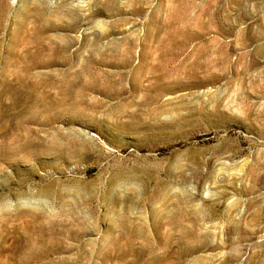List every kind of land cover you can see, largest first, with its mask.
Masks as SVG:
<instances>
[{"label":"rangeland","instance_id":"rangeland-1","mask_svg":"<svg viewBox=\"0 0 264 264\" xmlns=\"http://www.w3.org/2000/svg\"><path fill=\"white\" fill-rule=\"evenodd\" d=\"M1 1L0 264L42 239L30 264H264V0ZM145 52L181 80L154 129L127 92L87 91L94 106L56 123L16 89L50 97L91 72L120 85ZM41 213L52 228L35 230Z\"/></svg>","mask_w":264,"mask_h":264},{"label":"bare ground","instance_id":"bare-ground-1","mask_svg":"<svg viewBox=\"0 0 264 264\" xmlns=\"http://www.w3.org/2000/svg\"><path fill=\"white\" fill-rule=\"evenodd\" d=\"M2 1L0 0V3ZM43 5V4H42ZM43 10V9H41ZM1 12V11H0ZM5 12V11H4ZM41 12V11H40ZM44 16V11L41 12ZM3 14V13H2ZM2 14L0 13V24L2 22ZM39 15V14H38ZM47 16V15H46ZM4 17V16H3ZM7 17V16H6ZM5 17V18H6ZM45 17V16H44ZM39 17L38 19H40ZM46 18V17H45ZM49 18V17H48ZM46 19L49 22V19ZM42 20V18H41ZM44 20V19H43ZM44 20V21H46ZM5 21V20H4ZM27 21V20H26ZM24 21V22H26ZM43 22V21H42ZM22 24V23H21ZM45 24V23H44ZM24 26V24L22 25ZM42 26V25H41ZM24 28V27H23ZM43 28V27H42ZM48 28V27H47ZM46 28V29H47ZM2 29V28H1ZM19 29V28H18ZM22 29V28H21ZM21 32L22 30L19 29ZM50 31V30H49ZM17 32V31H16ZM20 33H18L19 35ZM46 34V33H44ZM17 35V37H18ZM20 36V35H19ZM1 37V36H0ZM40 38V37H39ZM49 38V37H48ZM51 38V37H50ZM2 39V38H1ZM0 39V40H1ZM17 39V38H16ZM18 40V39H17ZM38 40V39H37ZM15 41V40H14ZM20 42V41H19ZM2 43V42H1ZM17 43V42H15ZM50 44V43H49ZM41 45V44H40ZM2 46V45H1ZM33 47V46H32ZM54 47V46H53ZM23 48V47H22ZM51 48V47H50ZM37 49V48H36ZM53 50V49H52ZM57 50V49H56ZM55 50V51H56ZM59 50V49H58ZM57 50V51H58ZM24 51V50H23ZM28 51V50H27ZM150 51V50H149ZM55 53V52H54ZM34 54V53H33ZM2 56V55H1ZM0 56V58H1ZM26 56V55H25ZM29 56V55H28ZM32 57V56H31ZM135 61L138 62V65L135 66L133 74L131 77H128L126 74H121L119 76L120 82L118 84L114 83L112 80V76L110 74H101L100 72H91L90 75L85 77H78L77 81H74L70 78H67L65 80H61V83H59L58 91H56L55 94L49 95L50 97H47L42 94H36L34 97L30 94V92L27 90L30 85L29 83H26L24 81H19L18 87L16 88L18 93H24V99L21 103L23 104H29L27 106L29 115L30 116H37L39 113H48L50 114V120H61L66 114L72 115L74 119H78V116L82 110H85L86 107L89 105L90 107H93L94 104H90L86 102V92H99L103 93L106 98L109 99V101L117 100L119 101L120 98H123V94L125 92L129 93L130 96H135L137 99V103L145 106V108L149 111L150 114L153 115V117L156 118V124L151 125L150 128H157L158 127V97L162 96L165 92H167V89L170 87V85L173 88L175 87L176 82L181 81L177 74L175 73L174 68L168 67L171 65L174 61L168 56H166L165 60H162L161 57H158V54H150L149 52H145L141 54L140 56L136 57ZM30 59V58H29ZM132 56L125 57V61H131ZM24 60V59H23ZM50 61V60H49ZM105 62V63H111L112 61H109L108 59H102L97 60L93 59L92 62ZM123 61V60H122ZM74 62V61H73ZM32 63V62H31ZM37 64V63H34ZM52 64V63H51ZM128 65V64H127ZM33 66V65H32ZM78 66V65H77ZM1 67V66H0ZM23 67V66H22ZM36 67V66H35ZM48 67V66H47ZM32 68V67H31ZM108 68V67H107ZM133 68V67H132ZM162 69V72L159 73L158 69ZM70 69V68H69ZM123 69V68H122ZM77 70V68H76ZM80 70V69H79ZM28 71V70H27ZM32 71V70H30ZM123 71V70H122ZM130 72V70H129ZM16 73V72H14ZM72 73V72H71ZM132 73V72H131ZM27 74V73H26ZM59 74V73H58ZM130 74V73H129ZM30 76V75H29ZM28 76V77H29ZM87 76V75H86ZM23 77V76H22ZM214 79H216L215 76H212ZM13 78V77H12ZM58 79V78H57ZM159 79V81H158ZM16 80V79H15ZM56 80V79H55ZM117 80V79H116ZM129 81L128 84L130 87L129 89L125 90V88L122 85L123 81ZM2 81V80H0ZM10 81V80H9ZM8 81V83H9ZM31 82V81H30ZM43 81L36 80L34 82V85L42 84ZM14 84V83H13ZM15 85V84H14ZM33 86V85H32ZM12 89V88H11ZM55 91V90H54ZM17 93V94H18ZM89 93V92H88ZM2 94V93H1ZM0 94V95H1ZM100 94V95H101ZM15 93L13 94V96ZM15 97V96H14ZM19 97V96H18ZM21 97V95H20ZM23 97V96H22ZM126 98V97H125ZM130 98V97H129ZM22 99V98H21ZM99 99V98H98ZM127 99V98H126ZM133 100V99H132ZM104 101V100H103ZM102 101V103H104ZM132 102V101H131ZM134 102V101H133ZM94 103H96V100H94ZM100 103V102H99ZM101 103V104H102ZM109 103V102H108ZM136 103V104H137ZM114 104V103H113ZM131 104V103H130ZM111 105V104H110ZM116 105V104H115ZM125 105V104H124ZM106 106V105H105ZM131 106V105H130ZM136 106V105H135ZM110 107V106H109ZM117 108V107H116ZM95 109V108H94ZM119 109V108H118ZM133 109V108H132ZM87 110V109H86ZM93 110V109H92ZM110 110V109H109ZM127 110V109H126ZM139 110V109H138ZM146 110V111H147ZM132 113V112H131ZM86 114V113H84ZM83 114V115H84ZM44 116V114H42ZM90 115V114H89ZM147 115V114H146ZM88 116V115H87ZM86 116V118H87ZM45 117V116H44ZM82 117V116H81ZM43 119V117H42ZM48 119V118H47ZM59 120V121H60ZM79 120V119H78ZM89 120V119H88ZM154 120V119H153ZM58 121V122H59ZM70 120H68L69 122ZM90 121V120H89ZM42 122V120H41ZM39 122V123H41ZM56 122V121H55ZM52 123V122H51ZM57 123V122H56ZM41 125V124H40ZM53 128V127H52ZM56 130V129H55ZM61 131V130H60ZM82 131V130H81ZM58 132V131H56ZM63 133V132H61ZM58 134V133H56ZM57 136V135H56ZM59 137V136H58ZM89 138V137H88ZM24 140V139H23ZM28 140V139H27ZM55 140V139H54ZM61 140V139H60ZM26 141V140H25ZM24 141V142H25ZM52 141V140H51ZM70 141V140H69ZM74 141V144H76V139H72V142ZM20 143V146L18 148L20 149H28V147L31 146V142H25ZM78 142V141H77ZM88 142V141H87ZM86 142V144H87ZM1 143V142H0ZM46 143V142H45ZM48 143V142H47ZM46 143V144H47ZM53 143V142H52ZM51 143V144H52ZM63 143V142H62ZM70 143V142H69ZM2 144V143H1ZM54 144V143H53ZM38 145V144H37ZM48 146V144L46 145ZM50 146V145H49ZM71 146V145H70ZM39 147V145H38ZM58 147V146H57ZM66 147V146H65ZM3 148V147H2ZM6 148V147H5ZM9 148V147H7ZM31 148V147H30ZM43 148V147H42ZM54 148V146H53ZM63 148V147H62ZM37 149V148H36ZM59 149V148H58ZM66 149V148H65ZM69 149V148H67ZM66 149V150H67ZM74 149V148H73ZM75 150V149H74ZM79 150V149H78ZM12 151V150H11ZM10 151V152H11ZM18 151V150H17ZM22 151V150H21ZM25 151V150H24ZM23 151V152H24ZM32 150L29 152L31 153ZM55 151V150H54ZM70 151V150H68ZM13 152V151H12ZM37 152V151H35ZM40 152L44 153L45 150H40ZM51 152V149H50ZM65 152V151H64ZM75 152V151H74ZM14 153V152H13ZM27 154V152H25ZM69 153V152H68ZM1 154V153H0ZM35 154V153H34ZM36 155V154H35ZM45 211V210H44ZM42 218V222H39V224L33 225L35 226V230L37 231H43L47 228H52L53 222L48 218V216L45 213L40 214ZM36 217V216H35ZM0 218L2 219V212ZM39 218V216H37ZM37 221V220H36ZM38 222V221H37ZM30 227L32 226L29 225ZM42 247H39V249L34 250L33 247H31L33 250H31L30 253L25 256V258L20 259L14 264H30L35 259L39 258L41 261L44 259V255H48L49 250L46 247L45 239H42ZM29 245L33 246L34 239H29ZM35 246V245H34ZM41 248V250H40ZM39 260V262H40ZM38 262V261H37ZM44 262V261H43ZM35 263V262H34ZM41 263V262H40ZM2 264V263H1Z\"/></svg>","mask_w":264,"mask_h":264}]
</instances>
